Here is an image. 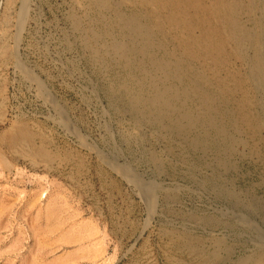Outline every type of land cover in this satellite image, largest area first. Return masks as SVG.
I'll return each instance as SVG.
<instances>
[{"label":"rangeland","instance_id":"obj_1","mask_svg":"<svg viewBox=\"0 0 264 264\" xmlns=\"http://www.w3.org/2000/svg\"><path fill=\"white\" fill-rule=\"evenodd\" d=\"M113 18L91 0H0V264H195L181 246L193 237L223 242L224 264L250 259L264 243V128L226 124L228 148L139 116L131 95L160 73L141 55L147 73L124 65ZM240 62L228 69L241 76Z\"/></svg>","mask_w":264,"mask_h":264},{"label":"bare ground","instance_id":"obj_2","mask_svg":"<svg viewBox=\"0 0 264 264\" xmlns=\"http://www.w3.org/2000/svg\"><path fill=\"white\" fill-rule=\"evenodd\" d=\"M91 1L100 9L113 7V22L127 42L115 40L112 49L124 65H137L147 73L143 63L147 60L150 68L160 73L156 79L151 75L145 76L148 81L139 80L138 89L131 95V109L139 116L169 119L180 134L201 128L211 130L218 142H228V148L233 140L226 124L237 128L244 123L255 132L264 128V0H139V8L129 14L110 0ZM257 10L259 15H255ZM242 12L248 15L250 28L242 24ZM170 41L175 42L174 51L166 47ZM155 49L162 55L155 53ZM139 55L144 61L135 64L134 58ZM232 58L249 64L245 75L228 69ZM195 62L199 67H194ZM235 94L240 97L231 102L235 107L232 109L230 101ZM190 100L198 104L200 112L186 105ZM254 108L256 112H252ZM194 144H200V140H194ZM185 242L180 244L195 264L215 260L226 263L225 258L219 259L220 251L225 250L223 242L219 241L213 250L202 246L196 237ZM259 247H254L253 257L237 264H260L263 259L257 251Z\"/></svg>","mask_w":264,"mask_h":264}]
</instances>
